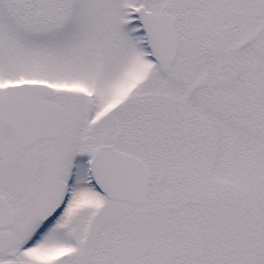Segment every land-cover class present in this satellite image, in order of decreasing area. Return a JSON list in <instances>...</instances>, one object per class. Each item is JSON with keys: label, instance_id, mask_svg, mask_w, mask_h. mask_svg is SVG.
Here are the masks:
<instances>
[{"label": "snow or ice", "instance_id": "6c2138e0", "mask_svg": "<svg viewBox=\"0 0 264 264\" xmlns=\"http://www.w3.org/2000/svg\"><path fill=\"white\" fill-rule=\"evenodd\" d=\"M0 264H264V0H0Z\"/></svg>", "mask_w": 264, "mask_h": 264}]
</instances>
